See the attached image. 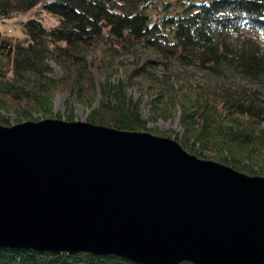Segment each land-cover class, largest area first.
<instances>
[{
	"label": "water",
	"instance_id": "water-1",
	"mask_svg": "<svg viewBox=\"0 0 264 264\" xmlns=\"http://www.w3.org/2000/svg\"><path fill=\"white\" fill-rule=\"evenodd\" d=\"M0 247L134 264H264V178L149 133L0 125Z\"/></svg>",
	"mask_w": 264,
	"mask_h": 264
},
{
	"label": "trees",
	"instance_id": "trees-1",
	"mask_svg": "<svg viewBox=\"0 0 264 264\" xmlns=\"http://www.w3.org/2000/svg\"><path fill=\"white\" fill-rule=\"evenodd\" d=\"M37 8L56 26L30 19L22 24L23 39L0 32L1 100L45 111L53 89L74 77L83 91L100 97L87 122L142 132L147 123L140 101L128 95L124 81L96 77L89 53L95 47H105L111 58L150 51L163 62L146 60L142 73L149 65L161 69L175 62L195 66L212 79L210 90L187 96L180 115L184 134L175 140L198 158L201 149L217 146L219 163L254 173L243 160L257 148L264 150V0H0V21ZM51 64L62 70L61 78L52 76ZM161 98L167 100L164 93ZM227 151L230 155L224 157ZM0 264L134 263L89 253L0 247Z\"/></svg>",
	"mask_w": 264,
	"mask_h": 264
},
{
	"label": "rangeland",
	"instance_id": "rangeland-1",
	"mask_svg": "<svg viewBox=\"0 0 264 264\" xmlns=\"http://www.w3.org/2000/svg\"><path fill=\"white\" fill-rule=\"evenodd\" d=\"M30 19L37 20L44 27L56 26L54 19L37 8L27 14H17L9 19L1 20L0 32L13 40L23 39L22 24ZM105 49V47H95V50L89 53L91 62L96 68L97 76H95H104L112 83L119 80L124 81L128 86V95L135 101H140V114L147 123L146 130L142 133L173 140L175 136L181 137L184 134L180 125L181 108L188 106L187 96L202 94V91L210 90L212 79L195 66L184 67L175 62L165 63L167 68L161 69H158L156 65H149L145 69L146 73H142L139 69L146 60L160 64L163 62L160 56L150 51L138 50L135 55L126 54L111 58ZM51 67L54 78L59 79L63 76L59 67L54 64H51ZM138 72L144 75L138 76L139 74H136ZM9 75L10 72L7 76ZM68 80L66 84L58 86V89H53L50 95L51 105L45 111L34 109L29 104H14L11 101L4 102L0 99V125L12 127L25 122L67 121L69 116L73 117L72 122H87L92 109L97 108L100 97L92 90L83 91L85 88L75 84L74 77H69ZM161 93L166 95L167 100H162ZM175 105L177 108L174 107ZM211 147L215 150L200 148L203 155L199 159L218 162L217 158L221 152L217 150L220 149L214 145ZM229 155L228 151L224 153V157ZM246 158L247 160H243L244 165L253 168L254 173L252 175L242 174L264 178V150L257 148L250 158Z\"/></svg>",
	"mask_w": 264,
	"mask_h": 264
},
{
	"label": "bare ground",
	"instance_id": "bare-ground-1",
	"mask_svg": "<svg viewBox=\"0 0 264 264\" xmlns=\"http://www.w3.org/2000/svg\"><path fill=\"white\" fill-rule=\"evenodd\" d=\"M46 244V243H45ZM26 250H33V249H26ZM191 264V263H190Z\"/></svg>",
	"mask_w": 264,
	"mask_h": 264
}]
</instances>
